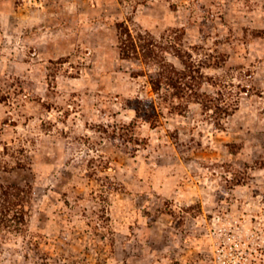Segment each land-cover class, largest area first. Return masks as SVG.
<instances>
[{
  "label": "rangeland",
  "instance_id": "rangeland-1",
  "mask_svg": "<svg viewBox=\"0 0 264 264\" xmlns=\"http://www.w3.org/2000/svg\"><path fill=\"white\" fill-rule=\"evenodd\" d=\"M9 185L0 264H264V0H0Z\"/></svg>",
  "mask_w": 264,
  "mask_h": 264
},
{
  "label": "trees",
  "instance_id": "trees-1",
  "mask_svg": "<svg viewBox=\"0 0 264 264\" xmlns=\"http://www.w3.org/2000/svg\"><path fill=\"white\" fill-rule=\"evenodd\" d=\"M119 33V50L122 56L132 57L138 49L142 48L147 51L145 54L153 57L154 47L156 44L152 40L146 41V37L141 34L135 38L123 24L117 25ZM137 39L139 41H137ZM179 56V54H178ZM188 73L185 70L170 69L165 63L160 65V70L155 75H149V81L155 92L161 87L162 82L167 83L172 88L178 89L189 87L186 81ZM196 101L203 103L204 107H209L204 100L198 96H194ZM201 99V100H199ZM26 189L16 185L2 187L0 194V227H11L16 229L18 224H23L25 217L24 205L26 204Z\"/></svg>",
  "mask_w": 264,
  "mask_h": 264
}]
</instances>
